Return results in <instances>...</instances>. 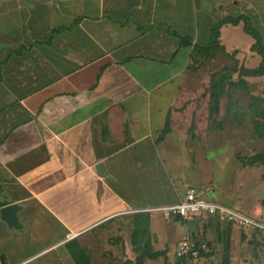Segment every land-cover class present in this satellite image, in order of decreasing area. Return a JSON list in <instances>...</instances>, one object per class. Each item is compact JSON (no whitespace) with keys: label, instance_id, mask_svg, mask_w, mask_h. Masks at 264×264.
Segmentation results:
<instances>
[{"label":"crops","instance_id":"1","mask_svg":"<svg viewBox=\"0 0 264 264\" xmlns=\"http://www.w3.org/2000/svg\"><path fill=\"white\" fill-rule=\"evenodd\" d=\"M240 14L264 39V0H0V208L20 206L17 226L0 219V264H75L71 242L92 262L96 245L132 232L136 210L184 197L158 147L203 90L194 48ZM254 42L242 21L219 28L238 67L259 65ZM258 200L233 202L264 221ZM227 228L230 248L254 234L222 223L221 240Z\"/></svg>","mask_w":264,"mask_h":264},{"label":"rangeland","instance_id":"2","mask_svg":"<svg viewBox=\"0 0 264 264\" xmlns=\"http://www.w3.org/2000/svg\"><path fill=\"white\" fill-rule=\"evenodd\" d=\"M203 57L197 51V84L198 89L203 90L193 100L194 110L190 109L188 125L179 122L178 129L174 131L176 136L173 135L158 147L159 162L166 177L178 189V194H183L186 186H193L202 199L234 206L247 213L243 205L249 200L260 198L256 203L264 206V162L253 166L246 164L253 155L264 154V129L261 132L263 135H258L254 128L255 117L248 108L251 96L264 98V79L256 78L251 88L246 86L245 89L242 84L228 88V82L237 77V73L233 72V68L238 65L234 54L227 53L221 47L215 49V56L211 60L206 57L204 62L201 59ZM218 80L224 81L225 91L220 97L219 113L210 118L205 99L209 105L210 86L218 83ZM252 89L255 95L250 93ZM227 107L230 108L229 113L226 112ZM241 169L244 174L238 173ZM237 196L245 200L243 205L234 204L237 203ZM151 214L150 251L164 250L165 257L150 259L141 248L134 250L132 232L124 229L120 237L114 238L117 244L104 241L94 247L92 263L176 264L175 248L186 235L206 243L207 249L196 260L181 259L180 264L221 263L224 240H221L219 233L224 222L208 215H199L186 223H180L173 218H163L158 211H150ZM216 228L219 233H216ZM249 231L254 233L252 229ZM263 236L252 234V239L245 245H241V241L231 244L229 257L231 251L232 264H240L245 256L247 260H252L249 253L254 254L253 264H264ZM120 239L123 240L121 244L118 243Z\"/></svg>","mask_w":264,"mask_h":264},{"label":"trees","instance_id":"3","mask_svg":"<svg viewBox=\"0 0 264 264\" xmlns=\"http://www.w3.org/2000/svg\"><path fill=\"white\" fill-rule=\"evenodd\" d=\"M240 21L243 22L244 31L249 34L254 39L253 44V50H255L258 55L261 57V61L259 65L255 68H246L243 65L241 66H235L233 68V72L238 73V79L236 81H229L228 82V88L233 86H238L240 84L244 85V88L246 87V82L244 79H242L243 76H261L264 75V39L263 35L260 32V30L253 24L250 17L247 14H240L238 16H226L225 18L218 21V23L213 28L212 36H211V42L210 45L206 48H200L196 46V51H199L201 55H206L208 57L214 58L215 56V49L221 48V46L218 43V37H219V28L224 23H231L233 25H236ZM224 81L218 80V83H212L210 86L209 91V105H208V111H209V117L211 118L213 114L219 113L220 108V97L224 93ZM246 89V88H245ZM251 103L249 104V109L251 111V114L255 117V131L258 133V135H263L262 129H264V98L257 97V96H251ZM230 108H226V112L229 113ZM164 131H167V123L165 125ZM163 131V132H164ZM258 162H264V154L258 153L253 155L249 161L246 163L248 165H253ZM264 178V175H263ZM174 220L179 222L178 217H174ZM180 223H186V221H181ZM132 225H133V231L131 235V244L134 250L141 248L144 252L146 251L147 257L150 259H157L159 257H165V251L164 250H153L150 251V215L148 212H135L132 214ZM230 228H227L225 230L226 238L224 240V253L222 256V260L220 264H229L230 263V257H229V247H230ZM255 236L256 234H262L259 230H255L254 232ZM264 237V236H263ZM192 238V237H191ZM193 239V238H192ZM252 239V238H251ZM195 240V239H194ZM197 241V240H195ZM198 242V241H197ZM70 250L72 253V259L75 264H92L91 262V256L88 253L86 249H82L78 243L71 242L70 243ZM204 253L203 251L201 254ZM200 254V256H201ZM141 259V256H140ZM139 259V260H140ZM185 258H177L176 257V264H180V260Z\"/></svg>","mask_w":264,"mask_h":264},{"label":"built area","instance_id":"4","mask_svg":"<svg viewBox=\"0 0 264 264\" xmlns=\"http://www.w3.org/2000/svg\"><path fill=\"white\" fill-rule=\"evenodd\" d=\"M136 211H158L165 219L178 217L179 222L190 220L199 215H208L220 222L237 226L240 229L259 230L264 234V221L237 209L204 200L200 197L199 191L193 186H187L184 197L176 203ZM206 249V243L197 242L186 235L179 240L174 255L177 258L196 260L200 257L201 252Z\"/></svg>","mask_w":264,"mask_h":264},{"label":"water","instance_id":"5","mask_svg":"<svg viewBox=\"0 0 264 264\" xmlns=\"http://www.w3.org/2000/svg\"><path fill=\"white\" fill-rule=\"evenodd\" d=\"M99 166H101V164H99ZM19 207L20 206L18 204H8L6 206L1 207L0 219L6 222L8 226H17L18 218L16 216V211Z\"/></svg>","mask_w":264,"mask_h":264}]
</instances>
